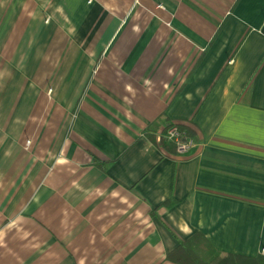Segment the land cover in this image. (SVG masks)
I'll return each mask as SVG.
<instances>
[{
    "label": "crops",
    "instance_id": "1",
    "mask_svg": "<svg viewBox=\"0 0 264 264\" xmlns=\"http://www.w3.org/2000/svg\"><path fill=\"white\" fill-rule=\"evenodd\" d=\"M197 235L264 258V0H0V264H174Z\"/></svg>",
    "mask_w": 264,
    "mask_h": 264
},
{
    "label": "trees",
    "instance_id": "2",
    "mask_svg": "<svg viewBox=\"0 0 264 264\" xmlns=\"http://www.w3.org/2000/svg\"><path fill=\"white\" fill-rule=\"evenodd\" d=\"M179 129L189 138H192L190 131L186 128ZM162 151H175L171 144L164 141L160 142ZM166 259L174 264H264L263 257L255 259H247L236 256H224L215 253L210 246L206 244L203 238L199 235L192 237L187 242L179 243V247L169 255Z\"/></svg>",
    "mask_w": 264,
    "mask_h": 264
},
{
    "label": "built area",
    "instance_id": "3",
    "mask_svg": "<svg viewBox=\"0 0 264 264\" xmlns=\"http://www.w3.org/2000/svg\"><path fill=\"white\" fill-rule=\"evenodd\" d=\"M164 138L173 145L177 156H186L195 147L193 140L190 138L183 139L175 126L169 127Z\"/></svg>",
    "mask_w": 264,
    "mask_h": 264
},
{
    "label": "rangeland",
    "instance_id": "4",
    "mask_svg": "<svg viewBox=\"0 0 264 264\" xmlns=\"http://www.w3.org/2000/svg\"><path fill=\"white\" fill-rule=\"evenodd\" d=\"M170 126H175V125H170ZM170 126H168V127H166V128L164 129L163 134L160 136V142H161V141H164V142L167 143V144H171V143H168V142L165 140V138H164L165 135H166V132H167V130L169 129ZM175 127L180 131V133H181L183 139H185V138H189V137H187V136H186V135H185V134H184V133H183V132L177 127V126H175ZM190 139H191V138H190ZM194 144H195V143H194ZM171 145H172V144H171ZM172 146H173V145H172ZM195 147H196V146H195ZM195 147H194V148H195ZM174 149H175V148H174ZM190 152H191V151H190ZM190 152H189V153H190ZM175 153H176V152H175ZM189 153H188V154H189ZM188 154H187V155H188ZM179 157H184V156H179Z\"/></svg>",
    "mask_w": 264,
    "mask_h": 264
}]
</instances>
